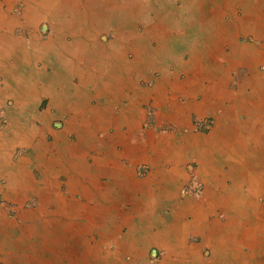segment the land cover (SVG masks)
<instances>
[{
    "label": "crops",
    "instance_id": "obj_1",
    "mask_svg": "<svg viewBox=\"0 0 264 264\" xmlns=\"http://www.w3.org/2000/svg\"><path fill=\"white\" fill-rule=\"evenodd\" d=\"M0 1V201L3 203L1 206L11 208L14 216L24 217L27 215L24 210H31L27 209V206H32L25 205L27 201L38 195H41V201L45 198L42 191L34 189L28 181L35 183L38 180L39 183L36 184L39 189L45 186L47 192L52 190L55 192L51 187L58 185L59 179L63 178L66 180L62 183L67 186L65 189L67 193L64 195L57 190L60 195L58 200L62 204L59 205L64 208L63 211H59L61 217H73L75 220L81 215L86 216L88 222L82 226L81 231L88 230L96 218L98 220L100 218L102 231L108 234L104 242H110L115 246L114 252L104 247H101L105 249L102 251L98 247L95 253L100 255L99 258L93 257L97 260L95 262L146 264L149 249L160 246L170 252L169 259L164 264H185L184 259H191L192 264H196L197 261L206 263L199 258L197 251L188 255L189 250L190 252L192 249L200 250L198 246L187 245L185 240L189 234L201 236L203 244L212 245V249L214 245L207 243L213 242L220 258L223 252L221 246L225 247V240L218 237L217 232L222 230L224 225L211 222L209 218L216 212L225 213L222 210L233 209L231 213L225 214L228 217L234 215L239 203L227 183L243 182L251 186L253 172L264 165V159L259 154L261 134L247 130L252 126V122H259L264 118V72L255 70L257 65L264 66V28L257 29L248 24L244 31L237 34L239 25L234 22L235 18L239 17H232V21L218 26L207 56L200 50L192 52L190 45L183 46L182 54L189 55L188 61L185 63L183 59L179 67L163 68L154 66V60L148 62L145 59L147 48L144 41L151 38V34L148 35L149 27L143 35L132 32V40H138L129 47L128 53L132 54V60H129V56L127 61L118 59L115 61L116 64L118 61L125 63L116 68L105 61L103 68L97 70L91 66L95 58L87 61L80 59L71 50L63 52L58 47L62 37L57 38V35H54L41 40L34 36L36 34L38 36L39 26L45 19L40 20L33 31L27 28L26 23L20 22L7 12L12 9V1L9 3L8 0ZM247 1L251 0H239L237 3L234 0H223L220 6L227 12L236 4H239L238 8H249L252 14L256 12L260 15L259 24L264 25V4L262 3V6L257 4L263 9L258 13L257 8L245 3ZM221 27H224L223 32L220 31ZM19 29L26 30L25 34L19 32ZM233 35L237 40L250 36L256 40L259 35L263 44L259 47L240 46L243 44L233 43ZM90 37L101 46L107 45L98 42L95 35ZM68 38L72 39V36ZM161 40L159 38V41ZM71 42L72 46H75L76 41L72 39ZM219 44H227L225 51L219 49ZM237 68L245 71L244 80L248 86L242 90L246 92L250 88L249 96L262 91L263 96L259 100L247 97L241 99L240 93L232 98L233 103L235 102L233 106L226 108L225 103L230 99L226 86L227 75ZM181 69L187 70V79L183 84H176L179 78L178 71ZM173 70L177 72V76L175 74L170 76ZM155 74H159V77L155 78ZM206 82L209 84L205 85ZM156 83L157 87L149 93ZM169 89L185 97L186 101L182 98L172 100V90ZM143 94L150 97L153 104H161L157 105L161 111L150 128H147L146 114L140 112V102L146 98L142 96ZM180 99L182 101H179ZM163 102L166 104L162 105ZM239 106L240 108L236 109ZM242 109V113L246 111L247 122L237 120V112ZM209 115L216 118V130L211 136L198 137L193 130V118ZM81 117L85 123L87 122L86 127L80 124ZM56 123H60L61 127H57ZM68 127L69 130L77 129L79 133L69 131ZM163 128L170 131L165 133ZM178 133L180 136L175 137ZM71 136L75 137V143L71 142ZM78 137L81 138L80 141ZM238 137L242 139L241 152L237 149L239 146H236L237 142L233 145L234 139ZM247 137L252 145L244 147ZM164 138L168 139L167 142ZM78 143L83 146H78ZM140 145H144L143 150L139 149ZM243 153H249L246 156L247 162L242 157ZM236 154L241 156L236 157ZM191 158L199 160L202 174L211 182L212 188L207 191L208 198L205 201L182 200L180 196V190L188 182L187 172L183 169ZM29 163L39 164L31 166ZM141 164L150 168L149 176L143 183L135 179V169ZM225 168L228 171L222 174ZM54 169L57 173L52 175L50 172ZM81 174L84 176V182L78 180ZM26 178H29L28 181H24ZM74 184L79 188H74ZM257 186L255 191L258 194L264 183L259 181ZM2 187H6V192ZM77 193L82 197V201L78 203L86 204V199H89L88 206L93 209L85 205L82 206L83 212H71L74 205L78 204L74 203L71 197ZM30 194L35 195L29 197ZM242 200L246 199L241 198ZM126 202L129 203L128 207L123 208ZM65 209L70 212L66 213ZM47 211L48 213H41V216L47 217L48 214L55 216L54 212ZM163 211L167 212L161 215L159 212ZM245 212L247 216H254L258 221L260 226L256 234L262 232L264 223L260 218L264 217V211ZM1 214L6 217L5 208L0 209ZM187 217H193V220L186 222ZM117 218L121 220L118 221ZM73 221L57 220L55 221L57 225L51 228L62 225L55 229L59 235L62 229L70 231L73 227L77 228L78 225L76 226ZM228 223L232 226L231 221ZM210 227L214 228L211 233L207 231ZM0 228L9 231L14 227L6 223ZM44 228L42 226L43 230ZM37 233L40 236L35 237L36 239H44L41 231ZM94 233H100V230ZM120 234L123 235L118 237ZM25 237L20 244L11 240L0 244V264H43L42 253L45 251L39 248L40 252L27 253L26 248L30 243L36 242V245H41L36 240L29 242L28 236ZM142 240L144 242H141ZM250 240L246 233L241 243L247 247L246 244ZM104 242L100 241L98 246ZM161 244H165L167 248ZM22 247L25 252H22ZM80 248L79 253L86 256L85 248ZM242 250L234 246L228 248L226 251L231 252V257L223 264L241 263L240 255L248 259L244 261L245 264H253L251 257ZM166 257L163 258L164 261ZM74 260L58 259L55 264H77Z\"/></svg>",
    "mask_w": 264,
    "mask_h": 264
},
{
    "label": "rangeland",
    "instance_id": "obj_2",
    "mask_svg": "<svg viewBox=\"0 0 264 264\" xmlns=\"http://www.w3.org/2000/svg\"><path fill=\"white\" fill-rule=\"evenodd\" d=\"M11 1H12V6H11L12 9L7 10V12L12 14V16L17 18V20H19L20 22L26 23L28 29H32L34 31L35 30L34 26L40 20L45 19L44 21L41 22L39 26V30H38L39 37L37 36V34L34 35L38 39L40 38L41 40H46L54 35H57L58 37L60 35L58 34V23H59L58 19L59 21L60 20L67 21V25L72 26L74 32L75 30L78 29L79 25L76 23L81 20V18H79V15L81 14H79V11L77 10L64 11L66 12V14L64 13L61 14L63 16H61L60 18L57 16V14L55 15L56 17H53L52 15L47 16L44 15L43 13L40 14L39 12H37L38 10L37 11L35 10L36 11L35 14L30 13L28 9V6L30 7V5H28L29 4L28 0H15V1L8 0V3ZM88 1H89L88 4L85 3L87 6L86 13L91 14L92 12L94 13L95 11L96 13H98V15L100 14L97 17V20L95 19L93 23L90 25L93 31L91 36L95 35L98 42L107 45L101 46L97 44L96 40H94L93 37H90V39H83L81 43L78 40L77 45L75 44V46H72L71 38L62 37L58 42L59 44L58 47L63 52L70 50L73 51L82 60L86 59L87 61H89L90 58H95L92 60L91 66H94L97 70H100V67L103 68V66L105 65V61L107 64L116 68L122 66L125 63L124 61H118L119 63L116 64L115 61H117L118 59H125L127 61L129 56V60H132L133 58L132 54L128 53L129 47L133 43H137L138 40H134V39L132 40L131 35L133 33L131 32L134 33L136 32L137 35H143L148 30L149 27L150 30H148V32H152L153 34L151 33L150 35L151 38L146 39L144 41V46L147 48L145 59L148 62L154 60L155 62L153 65L156 67H163V68L173 67V66L179 67L178 65L180 64L181 61H183V59L185 63L189 59V55L182 54V51H184L183 46L185 47L190 45L192 52H197L198 50H200V52L204 54V56H207L208 49L212 43L213 34L215 33L219 25H222L224 23L227 24L229 21H231L232 17L234 18L239 17L242 21H245L246 19L250 18L252 14V10H250L249 8H243V7L238 8L237 6L239 4L232 5V7H230L229 11L227 12L226 10H223L220 6V4L223 3V0H122L124 4V8L122 10L117 11L110 7V9H108L106 12H105L106 5L102 3L99 4V1L101 0H88ZM234 1L237 3L239 0H234ZM95 2L98 3H96L95 4L96 6L93 7L91 3H95ZM245 3H247L248 5V1ZM100 5H102L105 8H102V6ZM259 5H261V3H259ZM4 8H7V6H4ZM258 12L261 13L260 7ZM6 16L8 17V15ZM102 17L104 18V20L102 19ZM207 20H209L210 22L208 21L209 22L208 23ZM37 26L38 25H36V27ZM18 31L22 32L23 34H25L26 32V30H22V29H19ZM137 35L134 36L137 37ZM159 38L162 40L159 41ZM67 40L70 41L68 42ZM84 40L86 41L84 42ZM107 40L109 41L107 42ZM232 40L233 43L235 44L237 43L243 44L240 46L259 47L260 45L263 44L262 37H260L259 35H257L256 40L251 36L247 38H240L239 40H237L236 36L233 35ZM170 45L172 49L169 48ZM226 46L227 44H219V49L221 51L222 50L225 51ZM227 52H229L228 49ZM260 67L262 68L260 69ZM255 70L257 72L261 71L263 73L264 66L257 65ZM178 72H179V78L175 83L183 84L187 79V74H186L187 70L181 69ZM131 73L132 72H130V74ZM244 73L245 71L237 68L236 70H232L227 75L226 86L230 94V99L227 100L225 103L226 108L233 106L235 102L233 103L232 98L238 96L240 93H242L240 95L241 99H245V97H247L249 99L259 100L263 96L262 91L260 93L256 92L254 95L249 96L248 94H251L250 88H248L246 92L245 90H242L243 88L248 86L244 80ZM173 74L177 76V72L174 70L173 72H171L170 76H172ZM154 77L158 78L159 74H155ZM173 82L174 81H172V83ZM207 84L209 83L206 82L205 85ZM141 85H146V84L141 83ZM156 87H157V83L155 84V87L149 90L148 92L151 93ZM167 90H166V95H167ZM172 95H173L172 100L182 98L183 100L186 101V99H184L185 97H183L182 95H177L175 91L173 93V90H172ZM142 96H145V94H143ZM149 99L150 97L149 98L146 97L144 100L140 102V109H141L140 112L143 115L146 114L145 117L147 116L146 119H148L147 128L153 126V124L155 123V117H158L157 114H159V112L161 111V108L157 106L161 104H153L151 99L150 100ZM182 99H180L179 101H182ZM165 100L166 98L164 99V101ZM164 104L166 103L163 102L162 105ZM249 104L250 103H248V105ZM239 108L240 106L236 107V109ZM242 111L243 109L237 112V120L239 122H247L248 119L245 114L246 111L243 113ZM79 120L81 125L85 127L88 125L87 122L86 123L84 122V118L81 117L79 118ZM216 123H217L216 118L212 115L205 116L203 118L195 117L193 118V125H194L193 130L196 134H198V137L199 136L201 138L208 137L215 132ZM56 124H57L56 126L59 127L60 123H56ZM163 130L165 131V133H168L170 131L169 129H164V128ZM247 130H250L249 132H253L255 134L257 133L259 135L261 134L262 144L259 154L264 159V118L259 122H255V121L252 122V126L249 129L247 128ZM69 131L79 133L77 129L69 130ZM185 132L186 131H184V133ZM178 136H180L179 133L175 135V137ZM78 138L80 141L81 138L80 137ZM241 138L243 139L242 136ZM242 139H240L239 137L237 139H234L233 145H235V142H237L236 146L240 145V142L242 143ZM164 140L165 142H167L168 139L164 138ZM75 141H76L75 137L71 136V142L75 143ZM84 141L87 142L85 139ZM246 141L247 143L244 144V147H248L252 145L250 144L248 137L246 138ZM78 146H83V145L79 144ZM143 146L144 145H140L139 149L143 150ZM242 148L243 146H237L239 152H241ZM144 152L146 151L144 150ZM38 164L29 163L28 165L38 166ZM31 170H35V169L31 168ZM183 170L187 172L188 182L185 183V185L180 190L181 199L182 200L186 199L189 201H197V200L205 201V199L208 198V197L206 198L208 193L207 191L212 187L210 184L211 182L208 181V179H206L202 174L201 164L199 160L196 158H191L189 162L186 163ZM227 171H228L227 168H225L222 174L227 173ZM149 172H150L149 166L144 164L138 165L137 168L135 169V174H136L135 179L143 183V180H145V178L149 176ZM50 173L54 175L57 172L54 169ZM252 176L253 179L251 181V186L243 182H235L231 184L229 182L227 183L230 186V190L232 191V194L236 195V199L238 200L239 203V207L235 208L234 210L233 213L234 215L228 217L225 214V213L227 214L231 213L233 209L229 211L222 210L225 213L216 212L212 214L209 220H211V222H216L219 223L220 225H224V228L222 230H219L217 232L218 234L217 233L216 234L218 235V237H221L222 240H225L226 248H231V246L241 248L243 249L242 251H244L248 257L249 256L251 257L252 259L251 262H253V264H257L258 263L257 261H261L260 264H264V224L262 226L263 228L262 232L259 231V233L256 234V232L258 231L257 229L259 227L257 226L258 221L255 219L254 216L253 217L247 216L245 212L250 210V212L253 211V213H256L264 210V187L261 189L260 193L258 194L255 191L256 189L255 187L257 186V183L259 181L261 183L262 182L264 183V165L262 166L261 169L256 170V172H254ZM83 177L84 176L82 174L79 175L78 180L80 179V182H82L84 180ZM28 179L29 178H26L24 179V181H28ZM59 180L60 183L58 185L52 186L49 183L50 184L49 187L52 186L51 190L52 189L55 190V192L52 190L54 194H52V191L47 192L45 186L43 187V189L41 187L39 189V186H37L36 184L39 183L38 180L35 183L34 182L32 183V181H28V183H30L34 189L37 188L39 191H42V193L44 194L43 196H45V198L43 201H41V195H38V196H34L31 200L27 201L25 205H32V206H27V209H31L28 211L23 209L24 206L22 207L24 212H27V215L24 217L20 218L17 217V215L14 216V212L11 210V208L7 206L2 207L1 205H3V203L0 201V209L2 208L3 210L5 208V212H6V217H4L3 214L0 215V227L6 225L7 223L8 226L10 225L15 228V229L14 228L10 229L9 231L0 230V232L2 233V234L0 233V244H3L2 243L3 241L9 240L11 237L13 239L21 238L22 235L24 234L23 236L26 235L29 237L28 238L29 242L36 240L37 243L42 246L41 247L39 245H36V242H32L27 246L26 249L28 253H32V251L40 252L39 248L43 249V251H45L42 257L43 264H55L58 261V259H64V260L75 259L74 262L77 264L80 263L99 264L95 262L97 260L93 258L94 256L99 258L100 255L99 253H95L96 252L95 250L98 247H100L102 251H105V249H109L111 252H114L115 246L110 242H104L106 241L105 237L108 234L103 233L102 231L103 226H101L102 222L100 221V219L99 220L96 219V221H94V223L92 224V226L89 227L88 230L81 231L80 229H82V226L88 222V218L86 216L81 215L80 218H76L75 220L73 219V217H67V216L61 217L59 211L63 210L64 208L63 206H60L62 204L58 200L60 195L57 193V190H60V192L61 193L63 192L65 195L67 193L65 190L67 186H65V184L62 183V182H66L65 179L60 178ZM76 185L77 184H74L73 187L79 188L78 185L77 186ZM2 189H5L6 192V187H2ZM33 195L35 194H30L29 197ZM51 195H54L55 197H52ZM71 198L74 203H78L82 201V197L78 193L73 195ZM241 198L246 200L241 201ZM86 200H87L86 204L85 202L78 203L77 205H74V209L70 211L74 213L83 212L84 208L82 206L85 205L88 208L93 209L90 206H88L89 199ZM5 202L11 203L6 200ZM247 203H249V205ZM128 204L129 203L126 202V205L123 206V208L128 207ZM47 210H49L50 213L54 212L55 216H50V214H48L47 217L46 216L42 217L41 213H48ZM70 211L66 210L65 212L69 213ZM164 212L166 213L167 211H163L159 213L162 215ZM2 213H4V211ZM260 219H262L264 223V217ZM57 220H61L62 222L74 220L75 222L73 221V223H75L80 227L77 226V228L75 229L73 227L72 230L66 231V233L64 234H60L59 240L61 243H57V245H54L52 244V242L49 241L47 242L46 239L45 240L44 239L38 240V238L36 239L35 237L40 236L38 233H32L31 236L30 234H28L29 229L38 232L41 231L42 226H44L49 228L48 237L49 239L53 240L58 235V233L55 231L54 227L53 228L51 227L53 225L54 226L57 225V223H55V221ZM117 220L120 221L121 218H117ZM192 220L193 217H187L185 219L186 222H191ZM229 221H231L232 226H229L228 223ZM225 225L227 226V228H225ZM23 227H25L24 230ZM96 230H100V233L97 234L94 233V231ZM236 231L237 233H235ZM50 233L54 234V237H52ZM246 233H248V236L250 237L251 240L247 242L246 244L247 247H244V245L241 243V239L243 235H245ZM122 235L123 234H120L118 237H121ZM144 235L146 237L148 236V234L147 235L144 234ZM41 236H43L44 238V235L41 234ZM239 236L240 238H238ZM100 241H103L104 243L98 246L99 245L98 243ZM185 241L189 246L200 247V250L192 249L193 250L192 252H190L189 250L188 255L189 253L192 254L193 252L197 251V255L199 254V258H201L206 263L212 262L216 264V262L223 256V253H221L219 258V256L217 255L219 254V252L217 251L216 245L213 242L207 243L209 245L211 244L214 245V248L212 249L211 248L212 245L211 246L204 245L201 236L197 234H191V235L189 234L187 240ZM13 242H19V241L13 240ZM141 242H144V240H142ZM161 246L167 248L165 244H161ZM80 247L85 248L84 251L87 253L86 256H83L81 253H79V249H81ZM101 247H104L105 249ZM23 249L24 247H22V251L25 252ZM169 254L170 252L168 253L166 249L160 246L157 247L153 246L151 247V249H149V251L146 254V264H164V262L168 261ZM233 256L236 257L237 255H233ZM164 257H166L165 261L163 259ZM240 257L243 261L248 260V259L246 260L245 256L240 255ZM184 262L185 264H192L190 259H184Z\"/></svg>",
    "mask_w": 264,
    "mask_h": 264
},
{
    "label": "bare ground",
    "instance_id": "obj_3",
    "mask_svg": "<svg viewBox=\"0 0 264 264\" xmlns=\"http://www.w3.org/2000/svg\"><path fill=\"white\" fill-rule=\"evenodd\" d=\"M29 1V4L28 5H30V7L28 6V9H29V11H30V13H33V14H35V12L37 11V12H39L40 14L41 13H43L44 15H52L53 17H56L55 15L57 14V16L58 17H60L61 18V16H63V15H61V14H66V12H64V11H72V10H77V11H79V14H81V15H79V18H81V20L79 21V22H77L76 24H78L79 26H78V29L77 30H75V32L73 31V28H72V26H70V25H67V21H59V19H58V34H60L57 38H59V37H71L72 36V39H74L75 41H76V45H77V41L79 40L80 41V43L82 42V40L83 39H89L90 38V36H91V34L93 33V31H92V29H91V27H90V25L93 23V21L96 19L97 20V17L100 15H98V13H96L95 11H94V13L92 12L91 14L90 13H86V9H87V6H86V4H88V0H28ZM252 1H255V2H252ZM86 3V4H85ZM96 3H98V2H95V3H91V5L94 7V6H96L95 4ZM100 3H102V4H105L106 5V9H105V12L108 10V9H110V7L111 8H113L114 10H117V11H120V10H122L123 8H124V4H123V1L122 0H101V1H99V4ZM259 3H263L264 4V0H251L250 2H248V5H252V6H254L255 8H257L258 10L257 11H259V7L257 6V4H259ZM187 4V3H186ZM9 6V5H8ZM41 6V7H40ZM100 6H102V5H100ZM133 6H135V5H133ZM35 7V8H34ZM99 7V6H98ZM196 7H198V6H196ZM226 7V6H225ZM3 8V7H2ZM92 8V7H91ZM102 8H105V7H103L102 6ZM261 8V7H260ZM9 9V8H8ZM69 9V10H68ZM36 10V11H35ZM200 10V9H199ZM165 11V10H164ZM255 11H256V9H255ZM261 11H263V9H261ZM88 12V11H87ZM259 13V12H258ZM42 14V15H43ZM127 14V13H126ZM208 15V14H207ZM253 15H256V17L255 16H253ZM70 16V15H69ZM7 17V16H6ZM260 15L259 14H257L256 12L254 13V14H252V16L249 18V19H246L245 21H242L240 18H236V20H235V22H234V24H237V25H239V29L237 30V34L238 33H240L241 31H244V29H245V27H247V25L248 24H251V25H253L255 28H257V29H263L264 28V25H262V24H259V22H260ZM128 18V17H127ZM100 19V18H99ZM102 19L104 20V18L102 17ZM173 19V18H172ZM71 21V20H70ZM209 20H207V22H208ZM232 21V20H231ZM210 22V21H209ZM208 22V23H209ZM97 23V22H96ZM95 23V24H96ZM102 23V22H101ZM121 24V23H120ZM211 24V23H210ZM215 24V23H214ZM236 25V26H237ZM74 27V26H73ZM206 27H207V25H206ZM209 27V26H208ZM235 28V27H234ZM205 29V28H204ZM223 29H224V27H221V29H220V31H223ZM152 31V30H151ZM162 31V30H161ZM132 33V32H131ZM152 32H149L148 34H151ZM161 33V32H160ZM153 34V33H152ZM138 39V38H137ZM136 40V39H135ZM56 41V40H55ZM86 40H84V42H85ZM120 41V40H119ZM24 43V42H23ZM15 44V43H14ZM21 44V43H20ZM19 44V45H20ZM26 44H27V42H26ZM18 45V44H17ZM24 45L25 44H23L22 46L24 47ZM80 45H82V44H80ZM79 46V45H78ZM84 46V45H83ZM3 47V46H2ZM12 47V46H11ZM87 47V46H86ZM21 48V47H20ZM74 48V47H73ZM8 49V48H7ZM29 50V49H28ZM219 135V134H218ZM240 146V145H239ZM223 155H228V153H222ZM235 154V153H234ZM249 154V153H248ZM248 154H242V157H244V161H248L247 160V158H246V156H248ZM241 156V154H236V157H240ZM223 157V156H222ZM234 157V156H233ZM241 157V158H242ZM219 161L221 160V157L219 156ZM225 158L227 159V157L225 156ZM235 159V158H234ZM261 162V161H260ZM244 163V162H243ZM255 170V169H254ZM252 172V171H251ZM254 172H256V170L254 171ZM253 172V173H254ZM260 173V172H259ZM258 173V174H259ZM259 177H260V175H259ZM255 178V177H254ZM259 180V179H258ZM262 180V179H261ZM15 185V184H14ZM12 186H13V184H12ZM11 187V186H10ZM258 187V186H257ZM257 187H255L256 188V190H257ZM13 190V189H12ZM11 191V190H10ZM9 191V192H10ZM14 191V190H13ZM259 191V190H258ZM16 192V191H15ZM215 199V198H214ZM237 200V199H236ZM211 202V201H210ZM213 203V202H212ZM217 204V203H216ZM239 205V204H238ZM243 205V204H242ZM202 206V205H201ZM236 206V205H235ZM212 208V207H211ZM63 211V210H62ZM264 211V210H263ZM202 213V212H201ZM208 214V213H207ZM95 215V214H94ZM182 216V215H181ZM198 216V215H197ZM102 218V217H101ZM97 219V218H96ZM100 219V218H99ZM175 219V218H174ZM180 219V218H179ZM197 219H199L198 217H197ZM183 220V219H182ZM176 221V220H175ZM174 221V222H175ZM184 222V221H183ZM201 222V221H200ZM70 223V222H69ZM185 223V222H184ZM204 224V223H203ZM66 225V224H65ZM54 226V225H53ZM60 226H62V225H60ZM60 226L59 227H54L55 229H58V228H60ZM77 226V225H76ZM186 226V225H185ZM184 226V227H185ZM205 226V225H204ZM257 226H260L259 225V223H257ZM202 227V226H201ZM64 228V227H63ZM175 228V227H174ZM89 229V228H88ZM204 229V228H203ZM200 230V229H199ZM210 231V233L211 232H213V231H211V230H214L212 227H210V228H208L207 229V231ZM61 231V230H60ZM66 231H67V229H62V232L63 233H66ZM206 231V230H205ZM208 231V232H209ZM218 231V230H217ZM62 232H60L61 234H63ZM180 232V231H179ZM1 233V232H0ZM32 233H37V231H32V230H28V234H30V236L32 235ZM2 234V233H1ZM41 234L42 235H44V240L46 239V241L48 242H52V244H54V245H57V243H61V242H59V238H58V236L60 235H57L56 237H55V239H56V241H54V240H51V239H49V228H47V227H45L44 228V230L43 229H41ZM179 234V233H178ZM177 234V235H178ZM214 234H216V233H214ZM24 235V234H23ZM22 235V237L21 238H10V239H12L11 240V242H13V240H15V241H19V242H14V243H16V244H19L21 241H23V238L25 237V236H23ZM50 235L52 236V237H54V234H52V233H50ZM175 237H177V236H175ZM182 237V236H181ZM4 238V237H3ZM26 238V237H25ZM29 238V237H28ZM9 239V240H10ZM160 239V238H159ZM4 240V239H3ZM7 240V239H6ZM176 240V239H175ZM64 241V240H63ZM66 241V240H65ZM4 242V241H3ZM7 242H9V241H7ZM223 243V242H222ZM12 244V243H11ZM2 245V244H1ZM13 246V245H12ZM46 246V245H45ZM8 247V246H7ZM33 247V246H32ZM32 247H30V248H32ZM53 247V246H52ZM222 248L221 249H223V256L216 262V264H223V263H225L224 261L225 260H227L228 258H230L231 257V252L229 253V252H227L226 250H228V248L226 249L225 247H223V246H221ZM15 248H17V246H15ZM20 249V248H19ZM32 249H34V248H32ZM38 249V248H37ZM49 249V248H48ZM56 249V248H55ZM58 249V248H57ZM24 250V249H23ZM30 250V249H29ZM43 250V249H42ZM4 251V250H3ZM20 251V250H19ZM68 251V250H67ZM182 251V250H181ZM21 252V251H20ZM23 252V251H22ZM184 252V251H183ZM28 253V252H27ZM1 254H2V251H1ZM13 254V253H12ZM11 254V255H12ZM17 254H19V253H17ZM16 254V255H17ZM43 254V253H42ZM183 254V253H182ZM3 255V254H2ZM21 256H22V254H20ZM1 256V255H0ZM17 258V257H16ZM26 258H28V257H26ZM246 258V257H245ZM17 259H19V258H17ZM31 259H33V258H31ZM196 259V258H195ZM194 259V260H195ZM201 259V258H200ZM191 260V259H190ZM242 259H240V261H241ZM3 262V261H2ZM27 262V261H26ZM194 262V261H193ZM5 263V262H4ZM37 264V263H36ZM196 264H207V263H200V262H196ZM211 264H215V263H211ZM239 264H245V262L242 260V262L241 263H239Z\"/></svg>",
    "mask_w": 264,
    "mask_h": 264
}]
</instances>
